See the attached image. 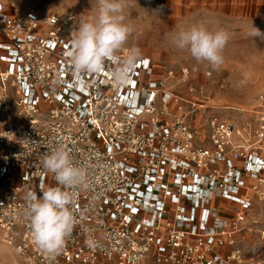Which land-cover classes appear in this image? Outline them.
I'll list each match as a JSON object with an SVG mask.
<instances>
[{"label":"built area","instance_id":"built-area-1","mask_svg":"<svg viewBox=\"0 0 264 264\" xmlns=\"http://www.w3.org/2000/svg\"><path fill=\"white\" fill-rule=\"evenodd\" d=\"M76 27L74 13L10 14L0 0V241L14 264H245L248 217L264 202V87L254 126L182 96L173 70L157 74L148 56L117 87L129 48L101 73H76L66 55ZM58 146L87 184L50 255L34 243L25 197L57 186L42 160Z\"/></svg>","mask_w":264,"mask_h":264},{"label":"rangeland","instance_id":"rangeland-1","mask_svg":"<svg viewBox=\"0 0 264 264\" xmlns=\"http://www.w3.org/2000/svg\"><path fill=\"white\" fill-rule=\"evenodd\" d=\"M2 1L10 14L30 10L43 16L74 13L77 27L82 20L94 18L98 8L97 0ZM127 5L124 8L125 23L133 27V33L124 48L139 47L142 56L152 58L157 74L164 75L173 70V85L177 92L205 103L209 107L208 112L217 113L239 125L249 121L254 126V100L264 87V40L253 39L249 32L252 23L264 32V12L254 13L247 18H231L220 12L198 9L197 6L174 4L171 0H127ZM191 25H204L211 30H225L229 34V41L222 53L224 62L219 68L213 69L207 62H197L186 51L174 46V35ZM185 67L189 69L186 81L181 76V69ZM228 105L244 106L248 112L222 108ZM202 138L205 140L204 134ZM262 231L264 203L257 204L248 217L244 231L246 239L241 244L246 255L245 264L262 262ZM0 249L5 252L0 253V264H14L17 261L15 252L1 241Z\"/></svg>","mask_w":264,"mask_h":264},{"label":"clouds","instance_id":"clouds-1","mask_svg":"<svg viewBox=\"0 0 264 264\" xmlns=\"http://www.w3.org/2000/svg\"><path fill=\"white\" fill-rule=\"evenodd\" d=\"M97 15L81 21L72 31L70 51L67 56L76 73H101L105 62L114 59L122 50L133 27L125 23L124 8L127 0H97ZM249 35L264 40V32L253 26ZM225 30H211L204 25H191L180 29L173 37L174 46L186 51L197 62H207L213 69L224 62L223 50L229 41ZM142 57L139 47H130L120 66L112 72V80L119 87L126 85L134 66ZM36 143L37 141H30ZM42 165L54 175L57 186H40V195L29 191L26 215L35 245L50 255H58L71 233L75 218L71 206L74 191L87 184L83 168L72 160L69 151L58 146L43 154ZM91 244V241H87Z\"/></svg>","mask_w":264,"mask_h":264},{"label":"crops","instance_id":"crops-1","mask_svg":"<svg viewBox=\"0 0 264 264\" xmlns=\"http://www.w3.org/2000/svg\"><path fill=\"white\" fill-rule=\"evenodd\" d=\"M171 2L220 12L231 18H247L254 13L264 12V0H171ZM262 203L264 202H257L255 206Z\"/></svg>","mask_w":264,"mask_h":264},{"label":"bare ground","instance_id":"bare-ground-1","mask_svg":"<svg viewBox=\"0 0 264 264\" xmlns=\"http://www.w3.org/2000/svg\"><path fill=\"white\" fill-rule=\"evenodd\" d=\"M222 108L232 109V110H236V111H239V112H248V110L244 106H240V105H228V106H225V107H222ZM3 249H0V253L4 254L5 252L3 251Z\"/></svg>","mask_w":264,"mask_h":264},{"label":"snow or ice","instance_id":"snow-or-ice-1","mask_svg":"<svg viewBox=\"0 0 264 264\" xmlns=\"http://www.w3.org/2000/svg\"><path fill=\"white\" fill-rule=\"evenodd\" d=\"M144 63H147L146 61Z\"/></svg>","mask_w":264,"mask_h":264}]
</instances>
